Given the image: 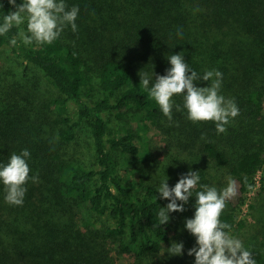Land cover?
Here are the masks:
<instances>
[{"label":"trees","instance_id":"obj_1","mask_svg":"<svg viewBox=\"0 0 264 264\" xmlns=\"http://www.w3.org/2000/svg\"><path fill=\"white\" fill-rule=\"evenodd\" d=\"M64 2L79 8L75 32L67 25L50 44L26 45L18 36L25 22L0 35V52L22 67L21 81L0 73V165L27 149L29 176L38 175L20 206L6 202L0 183V264H195L187 253L196 239L184 226L195 194L205 184L222 190L229 177L237 194L220 219L235 238L254 229L242 211L256 212L264 199V0ZM0 4L2 23L15 9ZM175 54L200 75L222 73L220 94L239 108L225 133L188 120L182 95L170 121L140 86V72L165 75ZM153 127L168 144L158 175L145 166ZM81 133L86 158L74 149ZM190 170L200 172L193 197L159 226L169 203L160 184L168 177L174 187ZM173 242L184 244L182 255L167 253Z\"/></svg>","mask_w":264,"mask_h":264},{"label":"clouds","instance_id":"obj_2","mask_svg":"<svg viewBox=\"0 0 264 264\" xmlns=\"http://www.w3.org/2000/svg\"><path fill=\"white\" fill-rule=\"evenodd\" d=\"M14 11L3 16L0 23V35L9 32L13 26L27 24V33L21 30L19 38L24 44L52 43L56 40L64 27L70 25L77 30L75 23L79 8L69 10L64 0H22L17 5L16 0H7ZM3 5L0 4V9ZM11 45L17 44V39L10 40ZM171 65L163 76H149L148 73H139L140 86L148 91L163 115L170 121L172 112L181 110V105L175 104L173 97L182 95V109L187 112V119L196 122H215L217 134L226 132V126L239 115V108L235 101L226 99L220 94L222 73L218 70L206 71L203 75L191 70L181 54L171 55L168 58ZM205 81L207 87H197V81ZM204 138L202 134L201 139ZM30 153L27 149L19 155L13 153L6 165H0V183L5 186V200L11 205L20 206L26 193L24 185L29 179L38 180L37 176H29L30 168L27 163ZM168 177L159 188V198L169 201L166 207L159 208L157 214L159 226L166 225L170 220V213L185 211V205L193 197L192 190L200 182V172L189 171L183 174L174 187H169ZM202 190L195 194V212L191 219L185 220V229L195 237L196 246L188 251L189 256L195 257V264H256L252 252L246 249L243 242L230 235V225L221 221V214L226 201L237 194L236 183L231 177L222 190L215 187L201 185ZM179 201V203H178ZM184 244L173 242L167 248L170 256L183 254Z\"/></svg>","mask_w":264,"mask_h":264},{"label":"rangeland","instance_id":"obj_3","mask_svg":"<svg viewBox=\"0 0 264 264\" xmlns=\"http://www.w3.org/2000/svg\"><path fill=\"white\" fill-rule=\"evenodd\" d=\"M11 57L8 51L0 52V73L2 71L11 70L16 73L17 78L22 79V67L19 66L18 63L14 62L15 60L9 58ZM34 74H30L29 80H34ZM20 79V81H21ZM40 79V78H39ZM27 81V79H24ZM41 91H45V85L41 80ZM115 119L113 122L115 123ZM112 122V123H113ZM86 132V131H85ZM150 139L148 143L149 153L151 154V159L148 163L145 164L146 169L149 174L158 175L160 174L157 169V165L164 161V155H166L168 151V144L166 141L165 135L154 127L151 128L149 133ZM88 141V137L81 133L77 139V145H74V149L83 157L86 158V142ZM143 147L141 148V156H144ZM131 178V176H130ZM242 216L247 219L248 223H253L259 230L262 229L264 232V199L260 200L258 203V210L256 212L251 213L247 207H245L242 211ZM255 227V228H256ZM255 228H251L250 226L243 231L242 237L238 238L243 242V245L246 249L252 252L253 258L256 260V264L262 262L264 260V236L260 237V235L255 231ZM256 228V229H257ZM120 264H130L125 262V259L122 258Z\"/></svg>","mask_w":264,"mask_h":264}]
</instances>
